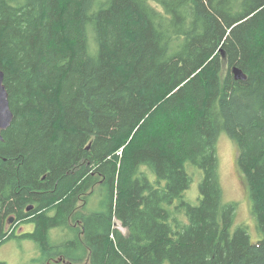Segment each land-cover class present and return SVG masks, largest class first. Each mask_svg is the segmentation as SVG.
I'll return each mask as SVG.
<instances>
[{
  "label": "trees",
  "instance_id": "16d2710c",
  "mask_svg": "<svg viewBox=\"0 0 264 264\" xmlns=\"http://www.w3.org/2000/svg\"><path fill=\"white\" fill-rule=\"evenodd\" d=\"M0 68V222L33 227L0 247L34 244L32 264H264V0H0ZM223 134L257 241L223 201Z\"/></svg>",
  "mask_w": 264,
  "mask_h": 264
},
{
  "label": "rangeland",
  "instance_id": "374dc122",
  "mask_svg": "<svg viewBox=\"0 0 264 264\" xmlns=\"http://www.w3.org/2000/svg\"><path fill=\"white\" fill-rule=\"evenodd\" d=\"M217 151L219 158V173L223 190V201L225 203L233 202L238 204L234 228L239 226L247 227L251 239L257 241L260 238V235L258 233L256 220L252 215V201L250 199L249 190L244 183L243 176L238 170L237 146L227 135L223 134L219 137ZM121 153L122 149L116 152L113 157L117 159L120 157ZM191 172L194 177L193 184L184 196L188 203L196 205L199 200V186L202 179V172L195 168H192ZM178 219L181 221L180 215H178ZM183 222L185 223L186 219H184ZM116 225L122 233H128L121 224L120 226L118 224ZM32 229V226H23V223L19 222L13 231L4 228V230L7 231L2 232L7 235L13 233L20 235L24 232L32 231ZM29 246L36 250L35 245L29 242H20L16 239L6 242L0 247V261L5 262L6 264H32V261L36 258V255H38V252L35 251L34 254H32L27 249ZM55 261L56 260H53L52 262L55 263Z\"/></svg>",
  "mask_w": 264,
  "mask_h": 264
},
{
  "label": "water",
  "instance_id": "95a60500",
  "mask_svg": "<svg viewBox=\"0 0 264 264\" xmlns=\"http://www.w3.org/2000/svg\"><path fill=\"white\" fill-rule=\"evenodd\" d=\"M235 80H246L247 76L237 67L233 68ZM14 120V115L10 109L9 94L5 87V74L0 68V141H3L2 133L10 128ZM31 208L28 209V211ZM61 261V259H59ZM58 261H55L57 263ZM47 264H54L48 262Z\"/></svg>",
  "mask_w": 264,
  "mask_h": 264
},
{
  "label": "flooded vegetation",
  "instance_id": "af4514ba",
  "mask_svg": "<svg viewBox=\"0 0 264 264\" xmlns=\"http://www.w3.org/2000/svg\"><path fill=\"white\" fill-rule=\"evenodd\" d=\"M31 211H32V208L28 212H31ZM17 217H18L17 215H14L12 218L3 219L2 222L0 223V232L7 231V230H4V228H8V230L13 231L20 222L19 220H17Z\"/></svg>",
  "mask_w": 264,
  "mask_h": 264
}]
</instances>
